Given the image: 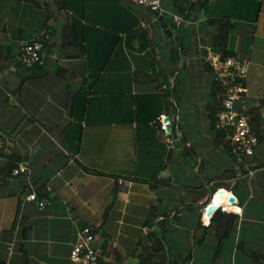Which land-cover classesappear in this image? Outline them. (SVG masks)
Returning <instances> with one entry per match:
<instances>
[{"label": "crops", "instance_id": "1", "mask_svg": "<svg viewBox=\"0 0 264 264\" xmlns=\"http://www.w3.org/2000/svg\"><path fill=\"white\" fill-rule=\"evenodd\" d=\"M198 1L164 0L174 8L168 11L163 3L166 12L181 15L177 24L135 0H0V133L6 138L0 155V264H74L68 244L83 225L96 229L100 264H140L144 258L145 264H164L148 232L157 228L161 212L158 191L168 186L151 181L190 180L192 147L200 155L198 167L212 169V177L226 159L212 144L205 103L178 92L191 73L203 72L211 81L204 61L216 30L210 17L234 21L227 47L248 62L244 103L248 117L258 112L264 128V0H206L202 7ZM190 2L194 6L184 11ZM161 20L171 37H165ZM33 38L43 39L45 63L27 68L18 55ZM177 44L179 61L173 62ZM167 115L168 131L162 126ZM263 143L250 174L256 180H246L257 195L241 200L239 187L234 195L241 201L240 218L246 212L254 217L247 219L254 228L247 244L264 252V212L246 208L264 202ZM10 153L25 173L3 174ZM31 192L50 204L38 208L28 199ZM178 244L169 246L175 250ZM190 245L181 247L182 254ZM197 261L203 264L201 256Z\"/></svg>", "mask_w": 264, "mask_h": 264}, {"label": "trees", "instance_id": "2", "mask_svg": "<svg viewBox=\"0 0 264 264\" xmlns=\"http://www.w3.org/2000/svg\"><path fill=\"white\" fill-rule=\"evenodd\" d=\"M57 3L62 4V0ZM206 0H199L198 6L202 7ZM195 3L190 2L188 6L184 7V11H190L191 7L194 6ZM183 11V10H182ZM187 15V13H186ZM209 25H214L216 30L211 38L210 44L214 50H218L221 58H226L234 54L232 50H230L228 46V39L231 29L234 26V21L229 17L220 16V17H210L208 19ZM45 32V31H44ZM42 42L43 39L39 38ZM44 43V42H43ZM179 45H175L171 50V60L173 62L179 61ZM20 54V51H19ZM19 56V55H18ZM19 61V59H18ZM21 64V62L19 61ZM22 65V64H21ZM35 66V65H34ZM32 66V67H34ZM207 66V65H206ZM28 68V67H27ZM209 71L212 72V78L209 83L208 95L211 100L207 102V117L208 124L211 129L214 130V137L212 139L213 146L221 147L225 150L228 160L230 163H235L233 155L231 153V145L230 139L227 136V133L222 130L216 128V112L221 108V100L222 95L225 92L226 88L233 84L241 81V77L238 75L225 74L224 76H218L214 73L212 68H208ZM248 115V114H247ZM253 118V119H252ZM251 126L258 137V142L264 139V128H261V124L259 122L258 112L255 113V116L248 117ZM0 135L4 136L2 133ZM6 144V138H5ZM5 150V148L3 149ZM1 155V154H0ZM254 155L252 156V161H254ZM250 160V161H251ZM19 157L10 153L7 158L6 164L2 168V172L5 176H13L12 171L15 167L19 166ZM248 161V159H245ZM249 162V161H248ZM258 165L246 164L245 162L240 164L241 172L243 174H247L250 169H255ZM230 171L228 177H234L236 175V171L234 168L227 169ZM15 175V174H14ZM18 175V174H16ZM215 177H218V181L212 182L211 193H214L219 188L227 189L225 186V181L222 180V176L215 175L214 177H210L209 180H215ZM156 181H160L165 186H169L170 182L168 180H152L151 182L154 184ZM154 186V185H153ZM238 184L232 187V189H236ZM187 187V186H185ZM43 195L42 193L37 194V196ZM38 196V197H39ZM40 198V197H39ZM209 200V199H208ZM206 200L203 204H194V202H188L186 205V210L184 212V217L180 216L178 213H173V215L168 218L165 214H156L155 218H158L154 224L157 225L156 229H152V226L149 229L148 236L153 239L152 249L153 252L162 253L163 258L160 260L164 264H187L192 260L195 261L194 264H198L197 259L201 256L203 258V264H218L220 260L224 261L225 264H233L232 260L225 259L222 257L223 247L225 242L230 238V243H234V249H238L234 251L236 255L235 263L239 262L241 264H246L248 261L254 262L255 264H264V252L262 250H258L255 247H251L247 244V239L253 238L251 236V232H253V227L247 226V213L245 214V219H241L240 215L236 212L222 210L218 208L215 213L210 218L207 224L202 222V212L199 208L205 206L208 202ZM183 203V202H181ZM256 210H261L264 212V202L261 203V207ZM172 219H176L180 222V226L182 230H178V228L170 229L168 226L169 221ZM153 225V224H152ZM188 228L191 230L186 231ZM239 230L240 235L238 240H235L236 233ZM93 231L96 229L93 228ZM187 232V233H186ZM191 236L193 241L191 245L188 247V252L182 254L181 246L186 245L185 237ZM179 243L177 246L178 249L171 250L169 246L170 243ZM168 244V249H166V245ZM203 246L205 248L200 247L199 252L197 253V257L195 256V251H193V246ZM192 246V247H191ZM204 247V246H203ZM208 248V249H207ZM173 251L172 253H170ZM207 251V252H206ZM201 252V253H200ZM233 254V253H232ZM151 255V254H150ZM149 255V256H150ZM146 256V255H145ZM148 256V255H147ZM232 256L230 257V259ZM100 261V260H99ZM146 260L141 259L140 264H145Z\"/></svg>", "mask_w": 264, "mask_h": 264}, {"label": "built area", "instance_id": "3", "mask_svg": "<svg viewBox=\"0 0 264 264\" xmlns=\"http://www.w3.org/2000/svg\"><path fill=\"white\" fill-rule=\"evenodd\" d=\"M140 6L146 7L152 11H158L159 14L165 12L163 7L164 0H135ZM175 23L182 21L181 15H173ZM42 41L39 38H33L24 41L20 46L19 61L25 67L34 65H43L45 60L42 55ZM205 61L218 76L225 74L238 75L241 81L229 85L222 95L221 108L216 112V128L222 129L227 133L230 139L231 153L235 164H241L245 159H250L255 154L258 137L255 134L247 115L245 106L246 88L243 79L247 73V60L238 56H228L221 58L220 53L211 46L207 47ZM171 120V119H170ZM168 122L162 121L165 129ZM5 148V138L0 135V154ZM25 166H18L13 169V174L25 173ZM28 199L35 202L38 208L43 209L50 204L49 198H39L35 192L28 195ZM222 209V208H221ZM68 256L74 264H100V250L96 242V234L93 227L83 225L76 231L75 239L72 242Z\"/></svg>", "mask_w": 264, "mask_h": 264}, {"label": "rangeland", "instance_id": "4", "mask_svg": "<svg viewBox=\"0 0 264 264\" xmlns=\"http://www.w3.org/2000/svg\"><path fill=\"white\" fill-rule=\"evenodd\" d=\"M163 3H164V6H166L165 5L166 3L164 1H163ZM166 8L168 9V11L174 10V8L171 4L170 5L167 4ZM133 9H138V8L134 7ZM5 13H6V10H5ZM40 14L41 13H39V11L36 12V15L40 16ZM204 14H205L204 9L200 8L198 10V15L202 16ZM162 15L164 16L165 20H168L170 22L173 21V16L171 13L165 11L162 13ZM257 15H258V12H256V14H254L253 17H257ZM39 16H38V18H39ZM23 20H24V16H23ZM180 27L183 28L184 24L181 23ZM249 30H251V28ZM246 51H247V49H246ZM238 56L241 57L240 55H238ZM204 61H205V59H204ZM199 68H202V67L199 66ZM202 71L203 70L200 69V72H202ZM200 72H198V73H200ZM186 73L188 74V72H186ZM207 74H208V72H207ZM180 75L182 77L183 76L187 77L185 72L181 73ZM188 77H189L188 78L189 82L184 83V86H186V89H183V90L180 89V90H178V92L180 94H183V95H187V93L188 94L190 93L189 94L190 97H188L189 101H191L192 99H198L199 98L201 100L199 102H201V103L204 102L205 103L204 105L207 106L206 98L208 96L209 76L205 75V73L202 72V74L191 73V74H189ZM176 79H178V78H176ZM178 80H180V79H178ZM174 81H175V79H174ZM197 83H199V84H197ZM179 86L181 87V85H179ZM196 94L198 96H196ZM204 110L207 112V108H204ZM193 132H194V130H193ZM180 141L184 142L183 140H180ZM191 146H192V144H191ZM261 147L263 150L264 149V143L261 145ZM190 154L192 155V158H193V160H191L189 163V165H190L189 169H190V174H191L189 177L190 180H168L170 182V185L168 186V188H165L162 191H160V190L158 191V196H160V198H159V205H160L159 210L161 211L159 214L163 213L166 216H168V218H170L173 215V213H178L180 216L184 217V212L187 211L186 205L188 204V202H194V204H203L206 200L209 199L207 203H210V201L212 199V195L215 193V192L211 193V186H212V182L218 181L217 180L218 177L217 178L215 177V180H209V178L212 177V175H213L212 173H210V172H212V169H210V170L204 169L203 170V169H200L198 167V162L200 161V159L198 157L199 154L197 153V151H193V147H192V151ZM223 154H225V155H223ZM222 155H223V158H226V159L222 160L221 170L216 171L215 174L216 175L221 174V176L223 178L222 180L225 181V186H227L226 190H228L231 193V195L235 196L234 194L237 191L235 189H232V187L235 186V184H238L237 188L238 187L239 188L238 189L236 188V189L239 190L237 193H239L241 200H244V199L249 200V199H251L250 197H252V195H254V197H255V195H257L256 189L251 190L252 187L250 188L249 185H247V183H246L247 182L246 180H256L254 175L253 176L250 175L251 173H254V171H252L253 169H250L247 174H243L241 172L240 164L233 163L234 165L232 164L230 166L229 165L230 163L229 164L227 163L228 162V158H227L228 156H227V154L223 148H222ZM260 157L262 159H264V153L261 152ZM206 158H209V157L206 156ZM251 159L252 158L248 159L249 162H246V164L248 163V164L254 165L255 163ZM196 160H198V161H196ZM201 160H202V158H201ZM226 160H227V162H226ZM231 168H234V170L236 171V175L234 177H231V178L228 177L227 178L226 176H229V174H230V171H228L227 169H231ZM259 180H263V176ZM185 186H187V187H185ZM244 187H246L247 189ZM248 188L250 190L249 193H248ZM223 189H225V188H223ZM181 202H183V203H181ZM239 202L241 203V201L236 198L234 203H231V202L230 203L236 204L240 207ZM255 202H256L255 206H260V201H255ZM251 205L252 204H248L247 205L248 207L246 206L247 210H249V211L251 210V208H252ZM206 206H207V204L205 206L199 208V210L202 212L201 219H202V222L204 224H207L210 220V218H209L208 222H206V220L204 218ZM221 208H222V210H225L223 208V206H221ZM241 208H242V206H241ZM226 211L235 212L233 210H226ZM236 213L241 215L242 210H240V212H236ZM249 214L250 213H248V215H247V219L250 216ZM251 218H249V219H251ZM168 226L170 229H172V228L181 229V227H179L180 222L178 220L172 219V218L169 221ZM188 230H191V228H188L186 231H188ZM239 235H240V232L238 230L236 233L235 240H238ZM252 235H253V232H251V236ZM185 239H186V243H189V244H191V242L193 241V238L191 236H189V237L186 236ZM143 240H144L143 243H145V244H147V242L151 241V240L146 239V237ZM234 243L233 242L230 243V238L225 242L224 247H223L222 257L225 259L232 260L235 263L236 255H235L234 251H237L238 249H236V250L234 249ZM68 246L70 248L69 244H68ZM167 246H168V244H167ZM203 246H202V248H205V245H203ZM192 249H193V251H195V256L197 257V255H198L197 253L199 252L198 251L199 246L197 247L196 245H194ZM231 256H232V258L230 259ZM194 263H195V261H193L192 263L190 262V264H194ZM251 264H255V263L253 262Z\"/></svg>", "mask_w": 264, "mask_h": 264}, {"label": "water", "instance_id": "5", "mask_svg": "<svg viewBox=\"0 0 264 264\" xmlns=\"http://www.w3.org/2000/svg\"><path fill=\"white\" fill-rule=\"evenodd\" d=\"M155 16L159 17L160 19H162L163 17L161 15H159V12L158 11H153L152 12ZM160 25L162 28H164V32H165V37H171L172 36V32H171V29L169 28L168 26V23L164 20H161L160 22ZM170 120V116H165L164 118V122H168ZM166 130L168 131L169 130V124H166ZM214 195V194H213ZM212 195V197H213ZM236 200L235 196L233 195H230L229 197V202L231 203H234ZM218 208H221V205H218V206H215V204L213 203H207V206L205 208V214L207 216H209V218L212 217V215L215 213V211L218 209Z\"/></svg>", "mask_w": 264, "mask_h": 264}, {"label": "bare ground", "instance_id": "6", "mask_svg": "<svg viewBox=\"0 0 264 264\" xmlns=\"http://www.w3.org/2000/svg\"><path fill=\"white\" fill-rule=\"evenodd\" d=\"M230 193H228L225 190H220L218 192H215L212 199H211V203L215 204V206L221 205L223 206V208L225 210H233L235 212H240V207L236 204H231L229 202V197H230ZM205 219H209V216H207L205 214L204 216Z\"/></svg>", "mask_w": 264, "mask_h": 264}]
</instances>
